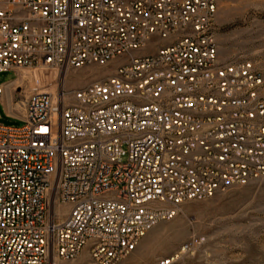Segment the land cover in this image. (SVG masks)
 I'll return each mask as SVG.
<instances>
[{"label": "built area", "instance_id": "obj_1", "mask_svg": "<svg viewBox=\"0 0 264 264\" xmlns=\"http://www.w3.org/2000/svg\"><path fill=\"white\" fill-rule=\"evenodd\" d=\"M218 9L0 0V74L122 61L81 89H34L20 118L5 111L23 125L0 124V264L84 249L118 264L183 204L264 178V79L250 61L219 60ZM53 206L67 207L61 219Z\"/></svg>", "mask_w": 264, "mask_h": 264}, {"label": "rangeland", "instance_id": "obj_2", "mask_svg": "<svg viewBox=\"0 0 264 264\" xmlns=\"http://www.w3.org/2000/svg\"><path fill=\"white\" fill-rule=\"evenodd\" d=\"M217 47L221 62L246 60L264 79V0H219ZM144 51L154 54L164 45ZM140 53H134L136 56ZM108 67L88 66L76 70H22L0 74V124L21 127L22 104L34 90L52 93L81 89L109 76ZM5 108V109H4ZM67 207H51L63 217ZM188 250H187V248ZM183 249L186 253L179 255ZM264 264V178L234 187L203 201L181 206L171 220L159 221L140 240L136 249L118 264ZM45 264H93L84 249L71 262L50 256Z\"/></svg>", "mask_w": 264, "mask_h": 264}, {"label": "bare ground", "instance_id": "obj_3", "mask_svg": "<svg viewBox=\"0 0 264 264\" xmlns=\"http://www.w3.org/2000/svg\"><path fill=\"white\" fill-rule=\"evenodd\" d=\"M23 105V104H22ZM187 248V247H186ZM187 250H188V248H187ZM189 251V250H188ZM186 253V249H183L182 250V252L179 254V255H183V254H185ZM164 264V263H163Z\"/></svg>", "mask_w": 264, "mask_h": 264}]
</instances>
